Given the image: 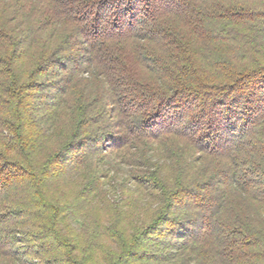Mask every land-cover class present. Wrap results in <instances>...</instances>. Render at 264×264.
<instances>
[{"label":"trees","instance_id":"1","mask_svg":"<svg viewBox=\"0 0 264 264\" xmlns=\"http://www.w3.org/2000/svg\"><path fill=\"white\" fill-rule=\"evenodd\" d=\"M0 264H264V0H0Z\"/></svg>","mask_w":264,"mask_h":264}]
</instances>
